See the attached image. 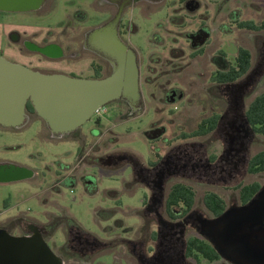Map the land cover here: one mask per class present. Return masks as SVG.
<instances>
[{"label": "flooded vegetation", "instance_id": "1", "mask_svg": "<svg viewBox=\"0 0 264 264\" xmlns=\"http://www.w3.org/2000/svg\"><path fill=\"white\" fill-rule=\"evenodd\" d=\"M63 1L0 0L2 36L8 38L0 55L44 73L103 78L112 72V63L97 38L100 31L104 36L112 29L134 53L138 97L133 102L112 101L76 130L62 135L53 134L27 105L26 123L13 128L37 122L48 128V139L77 143L73 162L58 169L62 176L53 188L80 185L94 192L99 175L103 178L107 168H124L128 175L125 187L142 188L140 206L134 209L131 225L116 220L124 228L112 234L115 238L109 244L63 212L50 213L45 220L22 213L1 222L0 230L14 236L40 235L63 264H104L97 260L109 246L117 247V255L126 264H242L245 256L240 258L223 242L217 244L221 227H212L211 222L228 209L248 204L264 188L259 183L250 193L253 183L245 180L246 174H253L250 148L263 141L248 112L264 92V28H252L264 22V0ZM61 6L64 15L56 27L21 19L23 14ZM222 31L239 43L232 59L222 49ZM245 33L250 39L243 40ZM242 49L250 53V66L244 71ZM131 120L143 127L140 135L148 143L147 158L113 145L121 137L113 127ZM38 177L25 164L0 160V183L36 181ZM189 180L207 188L229 187V182H235L234 193L226 200L206 188L197 196ZM177 184L195 191L191 206L187 197L171 205ZM211 192L225 201L219 213L207 205ZM121 204L117 197L115 205ZM114 213L111 210L104 218ZM246 216L233 215L222 231L231 227L229 231L234 229L238 235L244 223V263L264 264V213ZM55 234L61 241L54 240L52 246L49 239ZM225 235L227 242L233 234Z\"/></svg>", "mask_w": 264, "mask_h": 264}, {"label": "rangeland", "instance_id": "2", "mask_svg": "<svg viewBox=\"0 0 264 264\" xmlns=\"http://www.w3.org/2000/svg\"><path fill=\"white\" fill-rule=\"evenodd\" d=\"M249 1L246 0L241 3ZM89 14L94 16L91 10ZM63 15L64 9L61 6L56 9L48 8L39 14H23L21 19L25 22L40 24L43 27H56ZM138 23L143 25L141 21ZM2 33L3 28L1 29L0 26V47H5L8 38L2 36ZM243 36L245 37L243 40H246V37L250 39L249 33H245ZM221 39L222 49L230 59L234 58L240 47L237 40L233 35H228L224 31H222ZM243 43L247 45L246 42ZM4 51L10 57L15 56L9 52L10 50L4 49ZM261 83L264 87V78ZM115 122L117 121L115 120ZM140 127L138 123L132 120L114 126V130L121 134V137L113 142L114 147L124 148L130 152L136 151L138 155L147 158L150 151L147 141L140 135L143 128ZM47 134L48 128H42L37 122H31L22 128L0 125V160L25 164L39 174V177L35 179L36 181L18 180L0 183V223L7 222L9 218L22 213L45 220L50 213L60 214L63 212L71 215L85 230L96 234L109 244L115 238L112 237V234L122 231L124 228L116 220L123 219L124 226L135 222L134 209L140 206L142 188L139 186L133 189L125 187L128 175L124 168H107L103 178L98 174L99 184L94 192H86L80 185L65 186L59 184L57 188H53V185L62 176V173L57 172L58 169L73 162L72 159L77 153L78 145L69 139H48ZM261 139L263 141H256L251 146L252 155L264 149V137ZM248 175H245V180L248 183H264V170ZM39 179L40 183L38 182ZM234 183L229 182L227 184L229 187H223L224 185L221 184L220 188H207L202 187L197 180H189V184L197 189V196H201L205 190L210 189L222 194L226 200L229 199L230 194L234 193L232 187ZM117 197L122 202L120 207L115 205ZM111 210H115V213L109 216L111 218H104ZM60 239L61 237L55 234L52 239H49V242L53 246V241L60 243ZM116 248V246H109L105 254L97 261L104 264H126L117 255ZM93 264H97V262H93Z\"/></svg>", "mask_w": 264, "mask_h": 264}, {"label": "water", "instance_id": "3", "mask_svg": "<svg viewBox=\"0 0 264 264\" xmlns=\"http://www.w3.org/2000/svg\"><path fill=\"white\" fill-rule=\"evenodd\" d=\"M98 46L110 62L112 72L103 78L70 76L62 73H44L0 55V125L21 127L26 123V107L30 102L35 112L46 122L53 134H66L76 130L106 104L138 97V67L132 50L120 41L110 29L99 33ZM42 51H47L42 49ZM264 188L248 204L228 209L211 222L221 227L217 244L223 242L246 264L244 223L239 234L222 231L233 215L246 216L264 213ZM235 213V214H233ZM247 217V216H246ZM245 217V218H246ZM225 233L231 235L225 242ZM241 236L243 241H241ZM221 240V241H219ZM255 254L260 251L254 250ZM0 264H63L40 235L14 236L0 230Z\"/></svg>", "mask_w": 264, "mask_h": 264}, {"label": "trees", "instance_id": "4", "mask_svg": "<svg viewBox=\"0 0 264 264\" xmlns=\"http://www.w3.org/2000/svg\"><path fill=\"white\" fill-rule=\"evenodd\" d=\"M252 28H264V22L260 26L252 25ZM240 55L245 58L242 64V70H246L250 66V53L246 49H242ZM28 107L34 110L29 102ZM249 119L255 131L264 137V92H262L251 104L248 112ZM250 172L257 173L264 170V150L256 153L250 160ZM259 187V183H253L248 190L254 193ZM173 202L171 205L177 204L182 197H187L188 206H191L195 199V191L192 187H186L183 184H177L172 192ZM207 205L215 212L219 213L225 208V201L216 193L207 194Z\"/></svg>", "mask_w": 264, "mask_h": 264}]
</instances>
